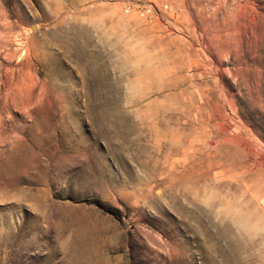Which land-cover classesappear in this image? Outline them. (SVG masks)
Returning a JSON list of instances; mask_svg holds the SVG:
<instances>
[{
	"label": "rangeland",
	"instance_id": "374dc122",
	"mask_svg": "<svg viewBox=\"0 0 264 264\" xmlns=\"http://www.w3.org/2000/svg\"><path fill=\"white\" fill-rule=\"evenodd\" d=\"M0 264H264V0H0Z\"/></svg>",
	"mask_w": 264,
	"mask_h": 264
}]
</instances>
